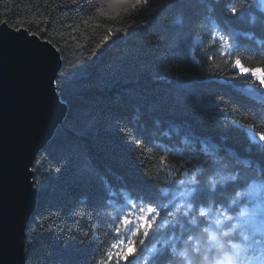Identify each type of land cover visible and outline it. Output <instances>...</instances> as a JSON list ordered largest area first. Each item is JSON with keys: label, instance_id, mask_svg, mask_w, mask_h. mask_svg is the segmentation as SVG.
I'll use <instances>...</instances> for the list:
<instances>
[{"label": "trees", "instance_id": "trees-1", "mask_svg": "<svg viewBox=\"0 0 264 264\" xmlns=\"http://www.w3.org/2000/svg\"><path fill=\"white\" fill-rule=\"evenodd\" d=\"M228 3L211 0L214 11L208 13L209 0H143L138 6L119 0H0V25L19 26L59 51L62 69L56 88L68 114L48 145L70 133L80 148L67 166L46 151L48 145L34 163L36 189L47 181L59 185L64 196L45 205L38 193L37 209L26 232V264H46V247L73 264H91L99 246L80 244L78 238L87 241L97 231L94 226L104 223L99 210L108 199L105 180L112 188L135 185L154 199L138 174L132 144L134 139L147 142L146 127L153 119L166 124L186 122L199 135L218 139L191 116L162 110V98L169 109L173 96L196 92L222 94L244 110L254 107L250 98L264 100V93L248 87L243 79L201 76L188 62L184 45L189 40L198 60L209 66L217 60L220 42L213 41L209 20L215 24L218 19L229 28L231 44L256 51L254 39L241 32L246 28L245 17H225ZM178 19L182 22L177 23ZM110 28L113 35L105 43L103 37ZM231 134L240 143L229 146L243 154L245 132L233 129Z\"/></svg>", "mask_w": 264, "mask_h": 264}, {"label": "clouds", "instance_id": "clouds-1", "mask_svg": "<svg viewBox=\"0 0 264 264\" xmlns=\"http://www.w3.org/2000/svg\"><path fill=\"white\" fill-rule=\"evenodd\" d=\"M213 11L209 0L207 12ZM241 15L246 24L241 32L254 39L256 51L234 43L225 53L231 32L217 19L206 21L213 41H220L217 60L211 66L198 60L191 40L184 45L187 59L201 76L243 79L264 93V0H229L225 17ZM250 99L254 107L248 110L219 93L173 96L170 109L161 99L169 115L191 116L218 139L199 135L186 122L153 119L147 142L132 144L138 174L154 199L135 185L112 188L104 181L108 199L99 210L104 223L94 226L87 241L78 238L99 246L91 264H264V100ZM233 129L246 134L243 154L229 146L240 143ZM46 151L67 166L80 148L69 133L57 136ZM37 192L45 205L64 196L59 185L47 181ZM44 251L46 264H73L55 249Z\"/></svg>", "mask_w": 264, "mask_h": 264}, {"label": "water", "instance_id": "water-1", "mask_svg": "<svg viewBox=\"0 0 264 264\" xmlns=\"http://www.w3.org/2000/svg\"><path fill=\"white\" fill-rule=\"evenodd\" d=\"M61 69L51 43L0 25V264H26L38 198L32 168L68 114L56 88Z\"/></svg>", "mask_w": 264, "mask_h": 264}, {"label": "snow or ice", "instance_id": "snow-or-ice-1", "mask_svg": "<svg viewBox=\"0 0 264 264\" xmlns=\"http://www.w3.org/2000/svg\"><path fill=\"white\" fill-rule=\"evenodd\" d=\"M119 2H121V3H129V2H132L133 3V6H138L140 3H142L143 2V0H119ZM124 11H127V9L125 8V9H123ZM101 14L103 15L104 13H103V10L101 11ZM14 31H16V32H20V31H22L23 29L21 28V27H16V28H14L13 29ZM108 31V34L107 35H105L104 37H103V42H108L109 40H110V38L112 37V35H113V30L110 28V29H108L107 30ZM116 31H119V29H117ZM101 47V45L100 44H98L97 45V48H100ZM237 66H239V64L237 65ZM257 75H260V73H259V70L257 71Z\"/></svg>", "mask_w": 264, "mask_h": 264}, {"label": "bare ground", "instance_id": "bare-ground-1", "mask_svg": "<svg viewBox=\"0 0 264 264\" xmlns=\"http://www.w3.org/2000/svg\"><path fill=\"white\" fill-rule=\"evenodd\" d=\"M237 91H238V93H244L242 90H240V89H236Z\"/></svg>", "mask_w": 264, "mask_h": 264}]
</instances>
